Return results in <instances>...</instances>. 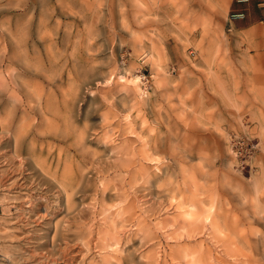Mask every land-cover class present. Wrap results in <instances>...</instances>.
I'll return each instance as SVG.
<instances>
[{
  "label": "rangeland",
  "instance_id": "374dc122",
  "mask_svg": "<svg viewBox=\"0 0 264 264\" xmlns=\"http://www.w3.org/2000/svg\"><path fill=\"white\" fill-rule=\"evenodd\" d=\"M231 8L0 0V264H264V22Z\"/></svg>",
  "mask_w": 264,
  "mask_h": 264
},
{
  "label": "crops",
  "instance_id": "0c3cea01",
  "mask_svg": "<svg viewBox=\"0 0 264 264\" xmlns=\"http://www.w3.org/2000/svg\"><path fill=\"white\" fill-rule=\"evenodd\" d=\"M214 1V0H209ZM230 2L231 10L242 11V17L234 18L236 28L245 33L251 27L261 26L264 22V0H225Z\"/></svg>",
  "mask_w": 264,
  "mask_h": 264
},
{
  "label": "bare ground",
  "instance_id": "6f19581e",
  "mask_svg": "<svg viewBox=\"0 0 264 264\" xmlns=\"http://www.w3.org/2000/svg\"><path fill=\"white\" fill-rule=\"evenodd\" d=\"M9 58H7L8 60ZM4 88H5V91L3 92L5 95L8 96V98H11L12 96L14 97L15 96V93H12V88L14 87H10V85H4ZM15 90V89H13ZM9 129V130H8ZM8 129H7V132H6V135H8V138L6 139L5 142H8V144L10 143V141H12V144H11V153H12V157H17V158H22V155L24 153H27L28 155H35L34 153V149L33 146L30 148V147H25V135L23 134H19V135H16L15 133H11L10 131V126H9V123H8ZM31 142H33V139L31 138ZM157 165V164H156ZM114 207V206H113ZM97 218V217H96ZM98 219V218H97ZM208 219V218H207ZM206 219V220H207ZM204 220V219H203ZM103 223V222H102ZM206 223V221H205ZM208 223V222H207ZM210 228V227H208ZM96 234V233H95ZM196 240V239H195ZM96 243V242H95ZM87 247V246H86ZM84 257V256H83Z\"/></svg>",
  "mask_w": 264,
  "mask_h": 264
},
{
  "label": "built area",
  "instance_id": "2783aa9c",
  "mask_svg": "<svg viewBox=\"0 0 264 264\" xmlns=\"http://www.w3.org/2000/svg\"><path fill=\"white\" fill-rule=\"evenodd\" d=\"M243 12L237 11L232 13V17H242ZM234 148L233 154L240 159V165H243L244 160H246L254 150L258 147V142L247 136L237 137L233 141Z\"/></svg>",
  "mask_w": 264,
  "mask_h": 264
}]
</instances>
